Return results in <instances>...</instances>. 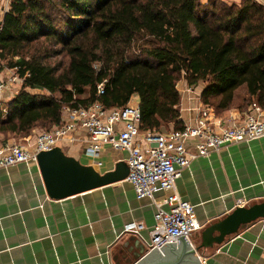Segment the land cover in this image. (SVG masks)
<instances>
[{
    "label": "trees",
    "instance_id": "16d2710c",
    "mask_svg": "<svg viewBox=\"0 0 264 264\" xmlns=\"http://www.w3.org/2000/svg\"><path fill=\"white\" fill-rule=\"evenodd\" d=\"M0 60L23 77L5 113L0 107L2 142L59 124L62 105L118 107L133 94L140 129L180 128L179 79L203 81L199 99L216 112L241 86L239 107L264 106V4L10 0L0 23Z\"/></svg>",
    "mask_w": 264,
    "mask_h": 264
},
{
    "label": "crops",
    "instance_id": "0c3cea01",
    "mask_svg": "<svg viewBox=\"0 0 264 264\" xmlns=\"http://www.w3.org/2000/svg\"><path fill=\"white\" fill-rule=\"evenodd\" d=\"M257 1L264 4V0ZM203 87L204 82L198 81L191 86L194 96L191 91L180 94L179 119L183 124L192 123L197 108L204 104L199 99ZM243 91V86L235 91L227 109L216 112L208 105L209 111L225 118L250 109V104L238 106V94ZM128 102L138 104V96L134 94ZM258 116L264 120V106ZM75 135L73 141L56 146L79 163L92 165L100 174L114 171L119 161L123 165L120 171L127 166L126 150L109 144L102 145L101 163L96 164L85 152L83 138L87 132L80 129ZM33 138L29 134L23 140L31 144ZM194 142L186 141V147L193 150ZM172 191L193 205L201 224L190 236L196 244L203 227L222 219L238 205L264 200V138L229 142L207 155L193 157L175 179L173 190L158 189L154 198L161 200ZM154 211L151 198L137 197L125 177L52 197L36 160L0 167V264H130L147 251L144 240L148 239ZM130 221L143 223L140 236L122 231ZM197 254L205 257L204 264H264V216L241 224L212 246L200 247Z\"/></svg>",
    "mask_w": 264,
    "mask_h": 264
},
{
    "label": "built area",
    "instance_id": "2783aa9c",
    "mask_svg": "<svg viewBox=\"0 0 264 264\" xmlns=\"http://www.w3.org/2000/svg\"><path fill=\"white\" fill-rule=\"evenodd\" d=\"M5 6L4 10H7ZM23 77L16 66L10 67L0 60V107L5 113L4 103L21 88ZM98 93L104 91V83L96 84ZM11 92L9 99L3 97ZM5 100V102H4ZM251 108L235 116L216 117L206 104L197 108L192 123H184L180 128L168 130L140 129V110L138 104L126 102L123 106L105 108L99 101L83 105L73 103L61 107L59 124L50 129L38 131L33 142L10 141L0 143V167H6L19 161L36 160V153L58 143H69L76 139L75 132L83 129L87 136L83 138L85 152L100 164L99 152L104 144L124 149L127 154V174L125 179L131 182L137 197L148 196L155 205L154 221L148 229V239L144 240L147 251L154 245L159 247L165 241L177 242V235L184 234L192 243L190 236L200 228L196 220L193 205L180 198L175 191L161 200L154 198L158 189L174 188L175 179L190 159L197 155H207L226 143L264 138V120L258 116L260 106L250 103ZM194 140L193 150L186 147V141ZM165 203L167 206H163ZM143 223L130 221L123 226V232L140 236ZM200 264L205 257L198 254Z\"/></svg>",
    "mask_w": 264,
    "mask_h": 264
},
{
    "label": "water",
    "instance_id": "95a60500",
    "mask_svg": "<svg viewBox=\"0 0 264 264\" xmlns=\"http://www.w3.org/2000/svg\"><path fill=\"white\" fill-rule=\"evenodd\" d=\"M36 161L43 178L47 193L61 197L96 185L125 177L127 166L120 171L122 162L116 164L114 171L100 174L92 165L79 163L63 153L59 146H53L36 153ZM264 216V200L249 205H238L222 219L203 227L200 241L190 243L184 234L177 235V242L165 241L158 250L155 245L138 255L130 264H200L197 249L212 246L225 236L235 232L238 227L257 217ZM216 232V233H213Z\"/></svg>",
    "mask_w": 264,
    "mask_h": 264
},
{
    "label": "rangeland",
    "instance_id": "374dc122",
    "mask_svg": "<svg viewBox=\"0 0 264 264\" xmlns=\"http://www.w3.org/2000/svg\"><path fill=\"white\" fill-rule=\"evenodd\" d=\"M9 2H10V0H0V11H1V8L3 9V7H5V6H9ZM176 85H177V88L179 89V92H180V94L182 93L183 94V92L184 91H187V92H193V96H194V93H196L192 88H191V85H187L186 83H185V81L184 80H182V79H179L178 81H177V83H176ZM242 87V86H241ZM239 89V88H238ZM33 91V90H32ZM42 92V91H41ZM12 94H11V92H5L4 94H3V97L4 98H6V99H9L10 98V96H11ZM134 95V94H133ZM133 95H131V97L133 96ZM9 97V98H8ZM180 97H181V95H180ZM9 101V100H8ZM7 101V102H8ZM4 102H5V100H4ZM7 102H5L4 104H6ZM165 127V126H164ZM164 127H162V128H164ZM167 127V126H166ZM170 127V126H169ZM169 127H167V128H169ZM43 128H41V127H35L34 129H32L31 130V132H30V134H32L33 136L38 132V131H40V130H42ZM28 135H26V136H24V137H27ZM24 137L23 136H20V135H14V134H8V136H7V138L6 139H9L10 141H23V139H24ZM2 138H3V136L2 135H0V143L2 142Z\"/></svg>",
    "mask_w": 264,
    "mask_h": 264
}]
</instances>
